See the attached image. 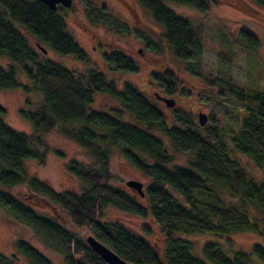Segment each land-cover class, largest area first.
<instances>
[{
	"label": "trees",
	"instance_id": "obj_1",
	"mask_svg": "<svg viewBox=\"0 0 264 264\" xmlns=\"http://www.w3.org/2000/svg\"><path fill=\"white\" fill-rule=\"evenodd\" d=\"M252 1L264 8V0ZM138 2L162 26L163 43L177 59L201 63L202 30L177 15L166 3L203 12L210 8L213 0ZM0 5V56L8 57L12 63L8 68L0 67V88L39 93L41 101L35 110H22V117L33 124L36 132L58 130L99 163V166H86L71 160L68 171L88 184L89 189L80 194L56 191L37 176L28 175L25 168L28 161L44 165L49 147L44 148L39 135L20 132L0 118V185L7 190L18 186L26 188L15 193L0 188V207L8 215L32 227L68 264L106 263L85 239L58 219L42 215L47 206L54 214L64 213L76 229L88 228L91 235L132 264H264L263 246L255 244L245 250L234 247L227 238L233 233L252 232L264 239V227L258 223L260 218L264 222V177L255 181L234 156L237 151L264 169V92L248 93L229 83L227 88H222L221 93H227L245 108L242 124L231 138L219 127L202 132L184 115L177 116L179 125L169 126L161 111L134 87L126 85L120 90L95 69L76 73L41 59L44 53L37 43L47 52L50 48L72 55L78 61L86 60L84 51L68 34L66 22L59 14L67 7L59 5L54 11L38 0H0ZM96 15L103 17L108 13L102 7ZM21 28L34 36L35 48L30 46ZM240 37L244 48L254 52L259 48L260 39L248 31L243 30ZM154 46L160 48L157 44ZM104 59L117 71L138 72L137 65L118 52L105 54ZM17 66H22L31 85L18 81ZM153 79L161 82L166 94L175 91L172 72L167 71L164 76L154 74ZM95 93L118 100L122 109L109 113L90 109ZM27 103L30 104L28 100ZM4 113L0 106V115ZM126 115L133 116L138 124L127 123ZM155 132L165 135L176 153L193 156L190 168L166 166L172 156ZM39 146H43V152L36 149ZM118 148L122 156L150 180L147 207L108 183L111 179L109 159ZM54 152L64 156L59 150ZM108 207L141 217L150 213L165 236L163 259L157 250L123 224L105 220L104 210ZM196 234H209L227 241L206 242L199 258L194 254L192 241L186 238ZM16 251L31 264H53L27 241L18 240ZM18 261L17 255L0 253V264Z\"/></svg>",
	"mask_w": 264,
	"mask_h": 264
},
{
	"label": "rangeland",
	"instance_id": "obj_2",
	"mask_svg": "<svg viewBox=\"0 0 264 264\" xmlns=\"http://www.w3.org/2000/svg\"><path fill=\"white\" fill-rule=\"evenodd\" d=\"M213 1L210 8L203 12L171 2L166 3L167 7L177 15L202 30L201 63L192 59L186 62L177 59L171 48L163 43L162 26L154 21L151 13L138 0H72L71 6L64 8L59 14L66 22L68 34L84 51L86 60L81 62L72 55H63L50 48L46 54L41 55V59L52 61L76 73L95 69L103 73L107 80L113 81L120 90L126 85L134 87L161 111L169 126L179 125L176 118L184 115L196 129L202 132L210 127H219L228 138H231L242 124L245 108L221 91L222 88H227L229 83L248 93L264 92V8L252 0ZM103 6L109 16L96 15L98 9ZM0 10H2L1 5ZM94 10L95 12H92ZM243 30L260 39V46L255 52L242 46L240 34ZM21 31L27 37L30 46L35 48L34 36L23 28ZM154 44L159 45L160 48H156ZM93 46L96 49H93ZM113 52L123 54L132 60L137 65L138 72L124 73L112 68L106 63L104 55ZM10 65L12 63L8 57L0 56V67L8 68ZM167 71L173 73L176 82L172 94H166L161 82L153 79L154 74L164 76ZM16 74L20 83L31 85L22 66L16 67ZM155 93L168 95L177 101V105L173 108L167 107L155 97ZM93 100L90 106L92 110L109 113L122 109L118 100L106 94L95 93ZM40 101L41 95L35 91L27 94L21 88H0V106L5 110L0 118L20 132L39 135L44 148L49 147L45 152L44 165L36 161L26 162L28 175L37 176L56 191L83 193L89 189V185L68 171L69 162L77 160L86 166H99V163L87 150L58 130L36 132L33 129V124L22 117L21 111H34ZM201 112L208 116L204 126L198 121ZM124 120L129 124H138L131 115H126ZM155 134L163 140L172 156V160L166 165L168 168H190L192 155L176 153L165 135L159 132ZM43 146L36 149L43 152ZM55 150L61 151L64 156H59L54 152ZM234 156L255 181H260L264 177V169L258 168L251 158L237 151L234 152ZM108 172L111 175L108 183L118 190H123L125 180L129 179L140 181L147 188L150 184V180L122 156L119 148L114 149L110 156ZM0 188L12 193L26 191L25 186L7 190L0 185ZM172 193L178 197L175 192ZM225 198L228 199L229 196L225 195ZM137 201L143 207L148 206L147 199L137 198ZM42 215L58 219L79 238L86 239L87 235L91 234L88 228L76 229L64 213L54 214L48 206L44 212L42 211ZM104 219L123 224L157 250L163 259L165 236L161 226L150 213L141 217L108 207L104 210ZM258 223L262 228L264 227L261 218L258 219ZM186 238L192 241L194 254L199 258L202 257V246L206 242L227 241L209 234H196ZM227 238L236 248L248 250L255 244L264 247V239L252 232L233 233ZM18 240L27 241L53 264H68L64 256L49 248L32 227L16 220L0 207V253L5 256L17 255L19 261L16 264H31L17 253Z\"/></svg>",
	"mask_w": 264,
	"mask_h": 264
},
{
	"label": "water",
	"instance_id": "obj_3",
	"mask_svg": "<svg viewBox=\"0 0 264 264\" xmlns=\"http://www.w3.org/2000/svg\"><path fill=\"white\" fill-rule=\"evenodd\" d=\"M48 6L51 10L56 11L58 6L69 7L72 4V0H38ZM37 47L44 53H47V50L37 43ZM157 98L161 99L167 107L173 108L175 106V100L172 98H165L159 96L158 93H155ZM198 121L201 126H204L208 121V116L205 113H199ZM126 185L137 191L141 196L144 195L143 183L137 180H128ZM87 245L106 263V264H132L123 258H121L117 253H115L108 246L100 242L93 235H88L86 237Z\"/></svg>",
	"mask_w": 264,
	"mask_h": 264
},
{
	"label": "flooded vegetation",
	"instance_id": "obj_4",
	"mask_svg": "<svg viewBox=\"0 0 264 264\" xmlns=\"http://www.w3.org/2000/svg\"><path fill=\"white\" fill-rule=\"evenodd\" d=\"M120 1V0H119ZM103 8H105V6H103ZM93 49H96L94 46L92 47ZM161 95V94H160ZM161 97H165V98H171V97H169L168 95H161ZM159 101H161V102H163L162 100H159ZM164 103V102H163ZM177 105V101H175V106ZM174 106V107H175ZM130 180V179H129ZM131 180H133V179H131ZM128 180H125V182H124V189L122 190V189H120L121 191H123V192H125L127 195H129L130 197H132V198H134V199H136L137 200V198H139V199H141V200H145V199H147V190H148V188H147V186L145 185V184H143V190H144V195L143 196H141L137 191H135V190H133V189H131V188H129L127 185H126V182H127ZM118 190V189H117ZM126 190V191H125ZM91 235V234H90ZM88 236V235H87ZM96 238V237H95ZM97 239V238H96Z\"/></svg>",
	"mask_w": 264,
	"mask_h": 264
}]
</instances>
